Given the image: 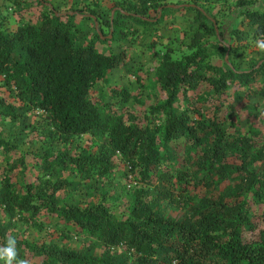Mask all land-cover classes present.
<instances>
[{
  "label": "trees",
  "instance_id": "16d2710c",
  "mask_svg": "<svg viewBox=\"0 0 264 264\" xmlns=\"http://www.w3.org/2000/svg\"><path fill=\"white\" fill-rule=\"evenodd\" d=\"M66 1L0 6V246L28 264H264V56L231 58L264 42V0ZM177 16L182 51L159 39ZM149 33L147 99L93 95ZM23 113L38 149L15 141Z\"/></svg>",
  "mask_w": 264,
  "mask_h": 264
},
{
  "label": "rangeland",
  "instance_id": "374dc122",
  "mask_svg": "<svg viewBox=\"0 0 264 264\" xmlns=\"http://www.w3.org/2000/svg\"><path fill=\"white\" fill-rule=\"evenodd\" d=\"M5 0H0V6H2V3ZM194 3L197 6H200L202 8H209L210 10L217 11L218 8L215 4H217V0H173V3L177 6L178 4H189ZM106 7H108V3L104 2ZM56 10L58 11H70L71 13L75 11V9L78 7V3H68L66 0H52L50 3ZM218 5V4H217ZM103 8H101V11ZM105 11V10H104ZM103 11V14L107 16V12L105 13ZM112 14V12H111ZM232 15H235L233 13ZM174 18V17H173ZM241 18H239L236 21H230V19L226 18L222 23L225 26H228L229 24L236 27L239 25V21ZM183 26H185L183 28ZM189 27L188 22H185L184 18L181 16H177L174 19H172L169 22H165L164 24H161L159 26L160 32L164 34L163 38H159L164 44L168 45L170 48H173L177 51H182L185 48V44L189 42V39L192 37L193 30ZM85 32L79 33V36L82 41H84V37L92 38L93 35L87 29L85 28ZM98 32L100 31L97 28ZM100 33H102L100 31ZM152 38V33L145 34L143 38H140L137 43L130 49L131 50V56L129 59V63L127 66L122 67L118 70H115L110 75V80L105 84H98L94 87L93 95H103L106 100L112 101L110 95H109V86L117 85L120 87H129L131 90V93L136 96H140V98L147 99L148 95L151 94L152 89L150 88L151 80L154 76V67L156 65L155 62H152L147 55V46L150 44ZM264 56V48H261L259 46V43L255 40H252L249 42V45L247 47V50L244 54H234L231 56L232 60L237 62H242L243 66L246 67L248 63L251 61H258ZM228 61H230V56L228 55ZM217 63H222V59L218 56H215L214 59ZM137 70V74L139 75L138 78L134 76V71ZM8 92L7 88L4 86V82L0 80V95H4ZM117 106L120 107L123 105V102L121 100L117 101ZM133 101L131 99L129 105L132 106ZM261 106L264 107V101L261 102ZM250 118L244 119V121H241V124L246 127L248 126ZM40 122V120H39ZM32 114L30 113H23L18 121L17 124L14 126L16 129L14 131L15 134V141L17 143H20L21 146L26 150L29 149L30 146L33 149L40 148V143H28L25 141L28 132L29 127L32 124H38L39 123ZM234 122L237 123L238 120L234 119ZM240 125V123H237V125ZM83 144L89 145V137H85L82 139Z\"/></svg>",
  "mask_w": 264,
  "mask_h": 264
},
{
  "label": "clouds",
  "instance_id": "9594fccd",
  "mask_svg": "<svg viewBox=\"0 0 264 264\" xmlns=\"http://www.w3.org/2000/svg\"><path fill=\"white\" fill-rule=\"evenodd\" d=\"M259 46L264 48V42ZM0 264H28L27 260H18L17 240L14 236L7 238L6 243L0 246Z\"/></svg>",
  "mask_w": 264,
  "mask_h": 264
},
{
  "label": "water",
  "instance_id": "95a60500",
  "mask_svg": "<svg viewBox=\"0 0 264 264\" xmlns=\"http://www.w3.org/2000/svg\"><path fill=\"white\" fill-rule=\"evenodd\" d=\"M49 5H50V3H48ZM172 6H175V5H172ZM114 13V11L112 12V14ZM96 26H97V28H98V23H97V21H96ZM99 33H100V31H99ZM101 34V33H100ZM112 35H110L109 37H111ZM102 38L104 39L105 38V36H102ZM228 55H229V53H226V61H228L229 59V57H228Z\"/></svg>",
  "mask_w": 264,
  "mask_h": 264
}]
</instances>
